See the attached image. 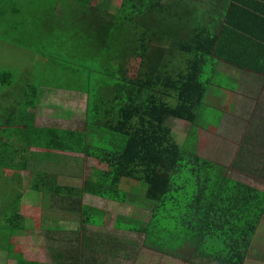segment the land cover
<instances>
[{
  "label": "trees",
  "instance_id": "1",
  "mask_svg": "<svg viewBox=\"0 0 264 264\" xmlns=\"http://www.w3.org/2000/svg\"><path fill=\"white\" fill-rule=\"evenodd\" d=\"M176 1L39 0L28 18L14 6L19 37L8 41L34 51L38 63L12 113L0 116V171L14 172L18 183L9 190L16 198L6 196L0 209V248L29 235L42 195L80 213L79 227L69 229L73 238L50 261L12 249L17 264H95L83 255L85 227H104L109 215L83 204L82 194L118 204L143 199L153 208L148 221L117 216L113 227L145 233L153 247L187 250L188 262L245 264L250 256L264 192L180 146L172 130V118L196 123L208 89L202 73L216 43L213 23L181 20ZM10 76L1 74L0 82ZM43 89L85 95L84 130L35 125ZM31 148L43 149L45 159L75 152L96 164L84 168L81 191L59 186L53 174L31 169ZM27 169L29 188L20 183Z\"/></svg>",
  "mask_w": 264,
  "mask_h": 264
},
{
  "label": "rangeland",
  "instance_id": "2",
  "mask_svg": "<svg viewBox=\"0 0 264 264\" xmlns=\"http://www.w3.org/2000/svg\"><path fill=\"white\" fill-rule=\"evenodd\" d=\"M34 1L39 0H0V75L6 72L11 75L10 78H7L6 83L0 82V116L5 117L6 114L10 115L12 113L9 110L17 104L22 86L28 84L26 79L29 78L32 81L35 79L38 63V60H32L35 52L8 41L11 37H19L17 26L21 21L18 22L20 17L13 14L14 6L21 10V16L29 14L28 18L32 15ZM178 12L179 15L180 11ZM153 16L155 15H151L150 19ZM179 17L184 20L183 14ZM85 108V95L62 90L43 89L38 107L34 110L35 125L84 130ZM170 120L172 129H174L173 132L178 133L179 138L183 141L185 135H187V125L177 119L172 118ZM180 139L177 140L180 141ZM182 147L191 148V143H185ZM201 148L206 149L204 153L208 156L206 158L208 160H210V155L217 154H214L213 151H207L210 149L209 147ZM31 150L36 152L34 159L30 161L33 167L32 170L53 174L51 177L56 176L55 179L59 186H71L80 189V191L83 188L84 168L86 166L95 167L96 164L94 160L85 158L82 153L58 152L56 153L58 156L49 155V158L45 159L44 155L41 156L43 149L31 148ZM21 156L19 154L15 161H21ZM213 159L211 158V161ZM7 170L0 171V187L4 185L3 191L0 192V209L6 196L9 199L16 198V195L9 193V190L15 189L18 183L11 179L14 172ZM29 171L31 170L27 169V171L20 173L22 177L20 183L25 188H29L32 184ZM126 190L129 191L128 188ZM40 199L38 217L32 220L28 219L29 235L23 236L20 241L17 238H11L3 249L0 248V264H17L14 256L10 254L12 249H14L13 254H18L21 251L24 258L32 261H50L54 255L53 251L56 250L57 252L59 249H63L68 239H71V236L73 238L72 233H69V229L70 227L76 229V223L79 227L80 213H75L54 204L48 194L42 195ZM133 200L134 202L118 204L117 202L82 194L83 204L96 207L109 215V222L104 227H85L86 237L83 240L84 246L82 248L86 260L90 258L95 264H216L211 260L193 259L188 262L183 257L187 250L177 253L170 249L153 247L145 233L115 229L113 224L117 216L134 217L142 221L149 220L152 214V206H146L143 199ZM29 207L30 205L27 203L26 208ZM47 229H50V233L47 232L48 235L45 233ZM255 260L256 257H249L245 264H250Z\"/></svg>",
  "mask_w": 264,
  "mask_h": 264
},
{
  "label": "crops",
  "instance_id": "3",
  "mask_svg": "<svg viewBox=\"0 0 264 264\" xmlns=\"http://www.w3.org/2000/svg\"><path fill=\"white\" fill-rule=\"evenodd\" d=\"M177 5L189 23H213L216 43L202 73L208 89L197 121L178 120L187 125V135L182 141L174 131L176 140L180 146L191 143L204 158L201 147H209L217 153L210 161L228 177L264 192V0H177ZM249 257H256L250 264H264V215Z\"/></svg>",
  "mask_w": 264,
  "mask_h": 264
}]
</instances>
